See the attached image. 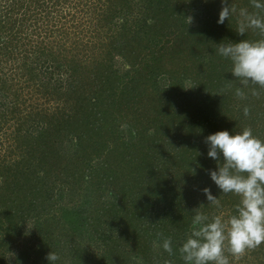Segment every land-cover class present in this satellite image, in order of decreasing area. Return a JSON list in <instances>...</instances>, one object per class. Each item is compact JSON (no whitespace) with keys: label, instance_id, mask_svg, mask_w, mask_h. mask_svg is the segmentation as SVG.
Returning <instances> with one entry per match:
<instances>
[{"label":"trees","instance_id":"trees-1","mask_svg":"<svg viewBox=\"0 0 264 264\" xmlns=\"http://www.w3.org/2000/svg\"><path fill=\"white\" fill-rule=\"evenodd\" d=\"M211 2L0 0V264L23 263L4 258L30 230L28 264H49L51 251L58 264H183L192 211H234L238 197L210 179L205 139L245 127L264 139V89L236 97L216 44L259 37L238 35L235 17L218 24ZM228 255L264 264V243Z\"/></svg>","mask_w":264,"mask_h":264},{"label":"clouds","instance_id":"clouds-1","mask_svg":"<svg viewBox=\"0 0 264 264\" xmlns=\"http://www.w3.org/2000/svg\"><path fill=\"white\" fill-rule=\"evenodd\" d=\"M222 4L218 24L235 17L238 35L245 36L252 30L259 38L225 39L226 42L216 44V54L231 64L230 72L236 78L233 81L239 83L234 89L236 97L246 100L245 89L250 85L255 86L251 94L259 96L264 89V0H249V5L243 7L232 0H222ZM194 87L189 80L183 88ZM243 114H250L248 106L243 107ZM205 143L207 156L217 162L216 169L209 171L210 179L221 194L238 197V203L227 217L223 212L203 211V204L194 209L178 252L183 264H230L228 254L235 257L264 243V139L254 134L251 127H245L231 134L228 130L209 134ZM203 192L207 206L222 207L220 195L214 196L209 188ZM157 237L154 244L169 256L174 255L172 238L163 233H157ZM46 259L49 264H58L61 257L51 251ZM131 262L144 264L143 257L137 255L131 257Z\"/></svg>","mask_w":264,"mask_h":264},{"label":"rangeland","instance_id":"rangeland-1","mask_svg":"<svg viewBox=\"0 0 264 264\" xmlns=\"http://www.w3.org/2000/svg\"><path fill=\"white\" fill-rule=\"evenodd\" d=\"M232 2L234 4H236L237 6L243 7L242 0H232ZM223 6L224 5L222 4V0H212V2L209 5V7L211 9L214 8V12L217 10L220 12ZM193 22H196L195 18H193ZM187 58L188 57L186 55L183 56V59H180V62L181 63H187V60H185ZM116 59L117 58H115V61H118V62L120 61V60H116ZM122 63L116 64L115 66L116 67H123L124 63L123 64ZM159 81H161V79H159ZM161 84L166 85L165 81L161 82ZM187 90H189V89H187ZM153 117H154L153 114H151L150 118L145 117L147 120H149V122L145 121L144 117H138L137 119L134 117L133 121L138 122L140 124L139 126L150 125V124H152L151 121L154 119ZM139 118H141L142 120H138ZM132 119L133 118L131 116L130 119L125 118L124 120L130 121ZM123 126H127V122L123 123ZM125 135L127 136V134H125ZM56 195H58V193H56ZM28 230H30V228ZM35 239H39V235H38L37 230L36 231H33V230L28 231L24 237H21V239H19L18 242H16L14 245H12V247L9 251V254H7L8 257H5L4 260H6L8 262L10 260H16L17 258H22L21 260L24 259V261L21 264H28L29 263L28 256H29V259L30 258L33 259V248L37 244V241ZM4 264H6V262Z\"/></svg>","mask_w":264,"mask_h":264}]
</instances>
